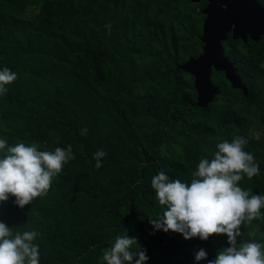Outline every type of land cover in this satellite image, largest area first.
<instances>
[{
    "label": "trees",
    "instance_id": "trees-1",
    "mask_svg": "<svg viewBox=\"0 0 264 264\" xmlns=\"http://www.w3.org/2000/svg\"><path fill=\"white\" fill-rule=\"evenodd\" d=\"M188 1L0 0V68L18 77L0 97V136L41 151L71 145L75 155L47 196L23 209L14 197L0 203L14 233H40L41 264H105L124 235L147 264H194L201 248L208 264L227 237L155 231L163 206L151 181L160 171L190 181L199 160L235 136L260 167L240 186L264 194V45L228 37L225 56L247 93L213 70L221 92L197 106L195 78L180 67L202 51V17ZM98 149L107 153L99 169ZM241 231L264 243V219Z\"/></svg>",
    "mask_w": 264,
    "mask_h": 264
},
{
    "label": "clouds",
    "instance_id": "clouds-1",
    "mask_svg": "<svg viewBox=\"0 0 264 264\" xmlns=\"http://www.w3.org/2000/svg\"><path fill=\"white\" fill-rule=\"evenodd\" d=\"M17 73L0 68V97L9 91L8 85L17 80ZM87 129H82L86 134ZM248 140L235 136L231 141L217 144L211 159L199 160L190 181L171 179L164 171L152 177L151 185L163 206V214L152 220L155 231L180 233L184 239L207 241L211 236L224 235L228 247L221 249L208 264H264V243L243 239L241 226L264 219V194H252L240 182L257 176L259 164L253 154L245 150ZM107 155L98 149L93 159L97 169ZM75 159L73 148L56 147L41 151L25 143L9 144L0 136V203L14 197V203L23 209L36 198L47 196L53 179L65 164ZM36 230L13 232L0 221V264H41L40 246ZM240 238V239H238ZM139 245L135 237L116 236L102 256L105 264H147L146 251H133ZM208 253L201 248L195 254L194 264L207 260Z\"/></svg>",
    "mask_w": 264,
    "mask_h": 264
},
{
    "label": "water",
    "instance_id": "water-1",
    "mask_svg": "<svg viewBox=\"0 0 264 264\" xmlns=\"http://www.w3.org/2000/svg\"><path fill=\"white\" fill-rule=\"evenodd\" d=\"M198 1V0H194ZM214 3H212L208 11L209 15L205 20L202 41H203V52L198 56H190L189 59L184 62L180 67L192 74L195 78L194 84L197 90V102L196 105L200 107H207L214 99L215 96L220 94L221 88L215 84L213 77V70L223 71L227 80L232 84L233 88L242 89L247 93V86L244 84L240 74L237 72V68L234 62L225 56V48L223 41L227 39V34L231 30L234 23V39L243 37L246 41L245 27L235 21H222L226 27L223 29L213 30L214 24ZM225 14L218 13V17H223ZM254 39H258L253 36Z\"/></svg>",
    "mask_w": 264,
    "mask_h": 264
},
{
    "label": "flooded vegetation",
    "instance_id": "flooded-vegetation-1",
    "mask_svg": "<svg viewBox=\"0 0 264 264\" xmlns=\"http://www.w3.org/2000/svg\"><path fill=\"white\" fill-rule=\"evenodd\" d=\"M188 2L194 5L196 12L202 17L200 39L203 34L205 20L209 15V12H207L208 8L214 3L215 6L212 5L215 12L213 30L225 28L226 25L222 24V21H238L245 27L247 40L245 41L243 37L238 39L243 40L245 43L253 41V43L264 45V0H189ZM221 12L225 15L218 17V13L220 14ZM235 26L236 23L232 25L231 30L228 32L227 39L228 37L233 38ZM253 36L258 39H254ZM224 41L222 42L223 46ZM203 45L202 41L201 53L203 52Z\"/></svg>",
    "mask_w": 264,
    "mask_h": 264
}]
</instances>
